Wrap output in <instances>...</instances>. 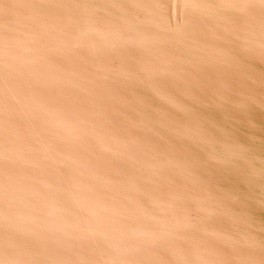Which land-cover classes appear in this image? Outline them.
Wrapping results in <instances>:
<instances>
[{"label":"water","instance_id":"1","mask_svg":"<svg viewBox=\"0 0 264 264\" xmlns=\"http://www.w3.org/2000/svg\"><path fill=\"white\" fill-rule=\"evenodd\" d=\"M0 264H264V0H0Z\"/></svg>","mask_w":264,"mask_h":264}]
</instances>
